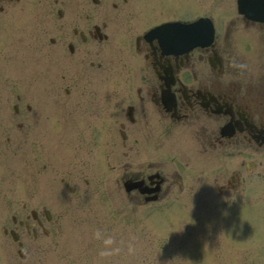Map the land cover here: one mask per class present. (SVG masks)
Listing matches in <instances>:
<instances>
[{
  "label": "rangeland",
  "instance_id": "rangeland-1",
  "mask_svg": "<svg viewBox=\"0 0 264 264\" xmlns=\"http://www.w3.org/2000/svg\"><path fill=\"white\" fill-rule=\"evenodd\" d=\"M162 6L163 16L176 13L183 17L201 13L205 8L202 0H166ZM28 36H32L31 32H24V37ZM17 45L16 40L8 45L7 50ZM110 53L113 54L112 51L103 52L100 66L88 68L74 58L70 68L73 72L61 68L58 69L59 75L67 79L76 73L73 80L75 86L82 85L83 75L92 82L107 79L109 84H93V89L100 91L111 88L113 81H109V78L115 73L111 61L118 55L120 63L129 57L125 51L113 57L109 56ZM82 69H86L83 74ZM28 70L31 75L30 66ZM17 74L20 75V71H12L10 65L0 67L1 113H12L11 105L16 94L24 103H32L27 94L33 89L32 84L19 83ZM43 80L46 84L39 88L45 86L49 92L54 89L49 83L50 75L44 73ZM120 81L122 91L127 86L124 83L125 74L120 76ZM35 88L38 87L35 85ZM93 94L83 103L84 109L95 106L102 96ZM64 101L70 100L63 99V104ZM49 104L39 112L38 116L42 119L37 122L39 124L32 126V130L24 129L30 134L19 137L20 134L11 125L14 118L11 124L8 121L5 126L8 131H0L3 151V155L0 153V163L6 158H16L17 154L13 151L16 147L20 151L27 150L16 166L33 178H23L24 182L21 183L15 179L13 171L7 174L8 169L2 170L0 165V264H264V199L259 212L257 209L251 210L260 205L254 200L255 195L226 201L207 185L208 173H202L200 180L196 181L187 171L181 174L183 190L174 187L170 197L149 205L129 202L119 188V177L116 178V168L121 162L106 160L94 143L96 135L93 138V133L100 126L107 128L106 120L110 115L98 112L96 115L100 123L95 126L93 119L96 115L83 111L84 120L80 125H73L74 131L79 133L80 142L77 141L72 147H56L61 151L54 150L55 154H51L49 149L48 158L36 155L38 144L47 151L56 139L59 145H63L65 134L71 128L69 123V128L58 122L53 124L51 113L46 110ZM62 114H69V111ZM176 141L179 144L164 139L163 147L157 142L153 143L144 151L150 156L146 155L141 160H161L159 164L167 171L178 166V161L184 165L186 155L191 150L184 142ZM181 144L185 149L180 147ZM189 158L191 162L193 158L195 164L198 157ZM21 203H27L28 208L37 210L44 205L52 215L51 220L45 222L48 235L38 232L40 235L36 239L29 238L24 258L16 254V246L1 231L2 226L11 225L10 215L22 216Z\"/></svg>",
  "mask_w": 264,
  "mask_h": 264
},
{
  "label": "flooded vegetation",
  "instance_id": "flooded-vegetation-1",
  "mask_svg": "<svg viewBox=\"0 0 264 264\" xmlns=\"http://www.w3.org/2000/svg\"><path fill=\"white\" fill-rule=\"evenodd\" d=\"M25 8L33 12L35 36L28 41L34 58L38 55L55 65L72 57H79V62L89 53L84 43L110 37L116 50L132 46L144 67L134 77L137 88L132 93V112L142 129L149 127L148 115L154 111L165 131L175 125L193 130L202 158L226 156L228 165L212 173L219 193H239L260 183L264 66L263 71L260 64L249 71L229 54L226 38H215L208 48L184 55L163 54L157 44L142 38L149 24L166 20L156 18L163 15L161 0H0V39L7 31L4 27L15 26ZM215 15L209 13L211 19ZM165 97L170 98L169 105ZM139 177L146 187L155 185L148 174Z\"/></svg>",
  "mask_w": 264,
  "mask_h": 264
}]
</instances>
